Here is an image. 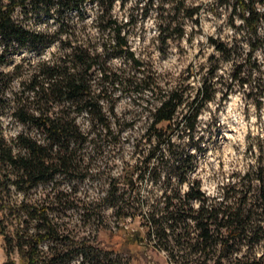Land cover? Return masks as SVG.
Masks as SVG:
<instances>
[{
  "label": "trees",
  "instance_id": "obj_1",
  "mask_svg": "<svg viewBox=\"0 0 264 264\" xmlns=\"http://www.w3.org/2000/svg\"><path fill=\"white\" fill-rule=\"evenodd\" d=\"M86 1L99 7L97 27L99 32H111L112 41L91 47L89 33L81 40L70 13L83 15ZM130 1L133 0H0V42L6 43V51L14 44L17 48H37L56 40L61 49L50 59H40L30 68L26 79L19 63L10 72L0 68V115L9 106L16 121L24 126L10 140L0 127V234L6 254L2 264H74L78 258L79 264H118L113 253L131 255L133 252L125 244L138 245L140 238L144 239L138 229L123 232L126 240L119 248H98L88 238H72L61 217L78 206L84 210L81 216L91 220L89 213L99 203L81 202L75 196L79 182L92 175L94 161L106 156L105 146L121 144L126 119L116 112L110 88L119 86L121 91L130 93L157 88L155 81L145 75L143 62L135 56L130 31L126 29L127 25H136L138 17H146L155 8V0H135L136 4L128 10L130 19L123 23L113 10L117 3L125 8ZM142 2L144 6H140ZM161 3L157 15L160 37L165 40L172 38L174 32L184 36L183 22H198L205 10L200 5L188 6L186 0ZM207 6L220 18L223 10L227 11V24L235 36L229 41L209 38L218 57L211 55L209 73L202 76L200 86L188 96L191 100L184 98L185 92L175 86L166 90L157 106L149 109L144 135L148 143L155 145L145 154L141 177L148 174L157 181L160 166L153 159L158 153H167L169 163L171 159L174 164L179 163L173 165L179 173L178 182L186 181L192 155L178 159L182 152L173 142V135L187 131L193 135L199 114L223 90L222 86L227 89L225 94L229 89L249 90L247 96L255 99L258 107L262 104L264 90L257 53L264 54V0H214ZM18 9L25 18L29 13L38 18L44 14L55 19L56 24L53 28L33 30L24 24L25 18L15 17ZM111 56L133 61L138 69L136 80L110 70L107 60ZM7 61L5 53L0 55V64ZM224 62L231 64L230 82L217 74ZM15 78L20 79L18 90L11 88ZM183 105L184 112L177 121ZM84 117L86 127L80 122ZM137 169L132 167L124 176L131 189L135 187ZM234 175L235 180L222 187V200L207 197L197 181L182 194L178 189L166 188L161 195L163 200L152 203L143 212L148 236L157 239L156 244L166 250L173 264H264V248L258 253L264 246V166L258 161L243 175ZM61 179L72 185L67 189ZM114 184L113 178L109 180L104 200H110L121 214L131 207L125 206L128 203H124V189ZM40 187L50 189L35 197ZM194 202H199L198 206ZM128 214L134 220L138 217ZM126 216L123 213L121 218ZM245 248L248 252L239 256Z\"/></svg>",
  "mask_w": 264,
  "mask_h": 264
},
{
  "label": "rangeland",
  "instance_id": "obj_2",
  "mask_svg": "<svg viewBox=\"0 0 264 264\" xmlns=\"http://www.w3.org/2000/svg\"><path fill=\"white\" fill-rule=\"evenodd\" d=\"M163 1L176 2V0ZM213 1L186 0L188 6L200 5L205 10L198 22L189 20L183 22L184 36L174 32L172 38L161 39L159 16L157 15V9L161 10V6H163L161 0H155V8L146 17H138L136 25L126 26V29L130 31V45L135 56L143 62L142 69L145 75L155 81L157 88L154 91L152 89L144 90L142 93L121 91L119 86L110 88L116 112L126 119L123 125L121 144L119 147L114 144L105 146L106 156L94 161L91 166L92 175L79 182V190L75 196L81 202L99 203L89 213L93 216L91 220L81 216L84 210L78 206L61 214L67 224L66 232H69L72 238H88L94 246L107 250L112 247L119 248L118 246L125 242L126 238L122 236L123 232L141 230L144 239L140 238L138 245L125 244L133 254L129 255L126 252L121 255L112 254L113 260L118 264H173L168 259L166 250L156 244L157 239L148 236L147 225L143 219V212L149 205L163 200L161 195L166 188L169 191L171 188L178 189L182 194L190 189L193 182L198 181L201 190L207 197L217 198L219 201L223 199L222 187L235 180L234 174L241 173L243 175L250 167L258 165V161L264 166V97L261 106L258 107L255 99L252 100L247 96L249 90L245 91L240 88L231 91L229 89L225 94L227 89L224 90L225 86H222L223 90L218 91L214 100L210 101L199 114L198 126L194 134L190 135L187 131L173 135V142L180 147L179 151L182 152L178 159L185 158L187 154L192 155V163L188 165L186 181L182 184L178 182L179 173L173 165L179 163L174 164V159H171L169 163L170 157L167 153L166 156L158 153L153 159V163L160 166L157 172L161 173V176L157 181H153L148 174L143 177L139 176L145 154L150 147L155 145V142L148 143L144 135L146 127L149 125V109L157 106L166 90H171L175 86L185 92L184 98L193 95L195 89L201 84L202 76L209 73L212 65L211 55L216 54L209 38L215 37L229 41L235 36L234 30L227 24V11L223 10L224 14L220 18L207 10L209 9L207 4ZM3 2H7V0H3ZM86 2L83 15L76 11L70 13V18L72 22H75L76 31L81 35V40L85 39V33H89L91 47H98L103 41H112L114 35L111 32L108 30L99 32L97 27L96 15L99 7L91 2ZM144 3L142 2L140 6H144ZM135 4L136 1L133 0L125 8H122L117 3L113 10L114 16H117L121 22L127 23L130 19L128 10ZM28 15L27 18L23 17L19 9L15 12V17L25 18L24 24L33 30L53 28L56 24L55 19L44 14L39 18L36 14L29 13ZM6 47V43L0 42V55L5 53L8 60L6 63L0 64V68L5 72H10L14 69V65L19 63L23 66L25 79L30 74V68L36 65L40 59H50L61 50L58 40L37 48L33 46L17 48L18 45L14 44L10 45L6 51ZM257 56L261 61L259 78L261 88L264 90V54L258 52ZM216 61L217 59H214L213 63ZM107 63L110 70L118 71L131 77L132 80H136L137 65L127 57L111 56L108 57ZM230 70L231 64L224 62L222 70L217 74L223 75L224 81L230 82L228 74ZM11 88L15 90L20 88L19 78L13 80ZM187 100H191V96ZM183 109L184 105L176 116L177 121H180ZM12 111L11 107L7 106L4 113L0 115V127L8 140L24 130V126L16 121ZM86 121L87 117L80 119L85 127L87 126ZM89 150H91V146H89ZM140 151L142 154L139 153ZM132 167L138 168L133 178L135 182L133 189L124 181L125 174ZM112 178L115 180L116 187L124 189L126 196L124 203H128L125 206L129 208L130 205L131 207L129 210L124 209L121 214L116 212L117 208L109 203L110 200H104L109 189L108 182ZM61 184L67 189L72 185H69L70 181L67 179H61ZM46 189L50 188L40 187L34 196H40ZM15 196L19 197V194ZM160 204L163 205L162 202ZM198 204L199 202H194L195 206ZM123 213L127 215L125 219L121 218ZM128 213L138 214L137 219L134 220ZM112 230L119 234L111 233ZM263 248L264 246L258 251L259 254ZM247 250L245 248L239 256L246 254ZM5 260L3 237L0 234V264ZM80 261L81 258H78L73 262L79 264Z\"/></svg>",
  "mask_w": 264,
  "mask_h": 264
}]
</instances>
